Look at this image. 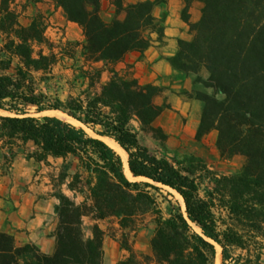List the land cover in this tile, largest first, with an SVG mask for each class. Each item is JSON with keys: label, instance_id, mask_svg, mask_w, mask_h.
<instances>
[{"label": "trees", "instance_id": "1", "mask_svg": "<svg viewBox=\"0 0 264 264\" xmlns=\"http://www.w3.org/2000/svg\"><path fill=\"white\" fill-rule=\"evenodd\" d=\"M46 1L82 31V43L66 46L74 47L72 60L79 49L82 63L74 72L86 89L65 100L42 91L40 82L59 63L63 49H52L40 13L23 26L12 0H0V111L8 114L0 116L2 157L10 163L17 149L32 145L27 157L35 162L61 160L51 179L58 218L54 254L32 244L17 246L13 235L0 232V264H103L105 233L96 222L108 219L117 221L119 246L127 253L117 264H215L216 246L221 264H264V0H183L180 17L191 39H178L168 59L173 71L195 76L212 91L194 93L202 104L194 138L201 142L216 131L223 154L245 159L239 173L225 176L196 157L172 164L153 155L130 128L135 119L142 131L154 130V121L169 108L155 103L160 87L117 69L127 54L146 51L152 35L161 41L167 13L159 21L154 12L166 0H24ZM104 1L114 9L109 21L102 16ZM194 2L202 7L199 19L190 22ZM202 70L207 79L199 76ZM101 138L126 152L131 178L149 182H132L120 155ZM206 182L210 188L203 189ZM160 187L179 194L185 211L163 196L159 202L154 192ZM146 212L153 214L155 228L150 255H141L129 240ZM84 218L94 222L89 237Z\"/></svg>", "mask_w": 264, "mask_h": 264}, {"label": "rangeland", "instance_id": "2", "mask_svg": "<svg viewBox=\"0 0 264 264\" xmlns=\"http://www.w3.org/2000/svg\"><path fill=\"white\" fill-rule=\"evenodd\" d=\"M139 1L141 0H123L124 4H132ZM164 1L160 0L161 3ZM165 3V5L161 4L154 12L157 20H162L167 13L170 22L171 20H176V22H173V27L181 31L180 39L190 40L191 33L189 28L180 17V12L183 8V0H166ZM12 7L19 13V20L23 26H27L31 19L40 13L45 19V36L52 49L57 53L60 52V49H63L61 52L63 56L59 57V63L52 69L51 74L46 76L44 81L40 82L42 91L51 97H56L61 100H65L69 95L78 96L83 93L86 86L82 84L81 80L76 78L74 72L76 67L80 66L82 63L79 49L76 50L75 59L72 60L71 56L74 47L66 46L69 42L78 44L83 42L84 38L80 27L76 24L67 22L63 18L62 12H58L52 2H43L35 5L28 4L24 2V0H12ZM201 7L202 5L199 2L192 3L189 9L190 22H196L199 19ZM113 15V7L108 1H104L102 3L103 18L109 21L112 19ZM123 17L124 14L119 16L120 19ZM44 51L48 53L46 48H44ZM118 67L122 69L125 68L129 76L133 75L129 64L126 63V65H119ZM199 76L203 79H207L208 73L202 70ZM107 78L105 74L102 81H106ZM171 81H175L174 84L177 86L174 88H171V86L164 88L163 86L157 85L162 89V92L155 98V103L158 105H165L169 108L165 109L154 121V130L144 132L141 130L137 120L134 119L131 122L130 128L137 134L140 143L146 146L153 155L164 158L172 164L189 157H196L205 162L209 169L219 176L239 173L245 164V159L240 156L227 157L223 154L222 150L217 146L216 131L204 137L201 142H197L194 138L202 109V104L194 99V93L203 92L211 95L212 91L197 84L195 82V76L193 75L184 76L182 74H177ZM33 150L34 148L32 145H29L26 151L17 149L16 157H27V153ZM60 164L61 162L57 164L56 161H53L49 163V165H43L42 168L35 170V172L41 171V177H46L49 182L48 185L52 188L51 179L58 173L59 170L57 169L60 168ZM1 170L3 174L6 173L5 169L1 168ZM160 188L162 190L159 193L152 190H150V192H154L158 196L159 202L161 196H163V198H166L173 205H179L182 212H184L181 201L177 195L169 188ZM208 188H210V184L206 182L203 185V189ZM160 205L163 209V213L167 216V204L163 201ZM83 221V230L85 235L88 236L92 221L89 218H84ZM101 225L104 227L106 235L119 245L121 230L117 221L112 219ZM154 228V216L151 212H146L137 218L136 232L130 234L131 239L129 240L136 253L141 255L150 254L149 240L153 234ZM126 256L127 253H124L121 254L119 258L122 260ZM215 264H221L220 255L216 256Z\"/></svg>", "mask_w": 264, "mask_h": 264}, {"label": "crops", "instance_id": "3", "mask_svg": "<svg viewBox=\"0 0 264 264\" xmlns=\"http://www.w3.org/2000/svg\"><path fill=\"white\" fill-rule=\"evenodd\" d=\"M57 11L61 10L57 8ZM173 22L176 20L170 22L167 17L161 41L152 35L151 46L146 51L127 54L118 66L129 64L132 77L140 83H151L164 88L177 86L171 80L179 73L173 71L168 63V59L176 53L177 40L181 36V31L173 27ZM118 66L117 69L126 71ZM53 161L57 164L61 162L49 159V163ZM43 165L45 164L28 157L18 156L13 157L10 163H5L0 151V232L13 235L17 246L32 244L41 253L51 256L56 249L54 233L58 225L55 213L57 200L53 197L47 178L41 177V171L35 172ZM1 168L5 169V174ZM64 192L72 196L70 192ZM109 220L112 219L96 222L104 233L105 229L101 224ZM89 236L90 233L87 237ZM103 251V264H117L121 260V254L126 253L106 233Z\"/></svg>", "mask_w": 264, "mask_h": 264}, {"label": "bare ground", "instance_id": "4", "mask_svg": "<svg viewBox=\"0 0 264 264\" xmlns=\"http://www.w3.org/2000/svg\"><path fill=\"white\" fill-rule=\"evenodd\" d=\"M49 115H53V116H56L64 121H67L69 123H76L77 125H80L79 123L75 122L74 120L70 119L69 117H67L66 115L60 113V112H51V113H48ZM0 115H8L7 113L3 112V111H0ZM45 115V114H44ZM91 136H94L96 137L90 130H88L87 128H84ZM109 147H111L114 151H116L120 157L122 158V161H123V164H124V172L126 174V176L132 180V181H139V180H145L147 181L146 179H143V178H137V179H134V178H131L130 177V174H129V171H128V163H127V154L126 152L112 139H109V138H101ZM171 190V189H170ZM173 193H175L177 195V197L179 198V200L181 201V204L183 206V209L185 211V205H184V201L182 199V197L177 194L175 191L171 190ZM217 248V255H220V252H221V248L219 246H216Z\"/></svg>", "mask_w": 264, "mask_h": 264}, {"label": "water", "instance_id": "5", "mask_svg": "<svg viewBox=\"0 0 264 264\" xmlns=\"http://www.w3.org/2000/svg\"><path fill=\"white\" fill-rule=\"evenodd\" d=\"M0 116H3V115H0ZM8 116V115H7ZM49 116V115H48ZM132 175V174H131ZM133 177V176H132ZM133 182H135V181H133ZM146 182H149V181H146ZM151 182V181H150Z\"/></svg>", "mask_w": 264, "mask_h": 264}]
</instances>
